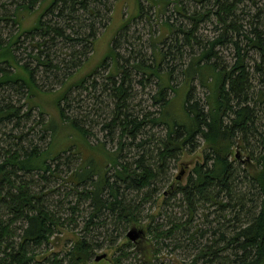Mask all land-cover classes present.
Here are the masks:
<instances>
[{
	"label": "trees",
	"instance_id": "obj_1",
	"mask_svg": "<svg viewBox=\"0 0 264 264\" xmlns=\"http://www.w3.org/2000/svg\"><path fill=\"white\" fill-rule=\"evenodd\" d=\"M42 1L24 0L22 4L16 5L14 15L19 11L31 13L32 9ZM141 1L137 0L138 12L130 21L144 15ZM144 1L148 6L157 8V12L164 11V8L169 4H173L177 12L181 11L174 1L172 3H169L168 0ZM113 2L108 5L103 0H46L44 7L38 11L33 27L11 36L6 43L0 41V65L7 64L8 67L13 68L19 64L15 60L14 51L23 36V40H27V45L32 50L28 57L35 64L34 70L27 68L26 65H19L23 72L20 75L0 70V90L10 85L25 88V91L32 94L34 91H39L35 83L37 73L42 72L46 75H55L54 72L59 71L66 73L63 75L64 81L61 80L59 83L61 93L56 106L59 118L70 128V132L76 135V137L66 136L67 133L63 134L61 128L56 130L49 122L48 125L45 123L46 125L43 126V130L48 133L47 142L45 141L48 146L44 151L35 148H32L30 152L23 151V148L1 149L0 187L8 188L9 192L6 191L5 197L0 196V199L5 209L10 212L11 218L7 223L0 220V247L6 238L10 239L13 233L10 228L12 223L20 221L23 222V225L20 228L22 233L19 235L18 241L11 242V245H5L2 250L0 249L2 255L0 264H41L40 261H35L37 255L34 250L48 243L55 228L62 224L60 219L45 208L41 201V194L29 193L23 182L14 180L15 174L10 170L12 168L18 172L22 171L24 174L33 172L45 174L51 170L47 165L48 162L57 160L60 155L69 152L76 156V161H78L76 168L69 175V183L78 187L85 185L86 188L79 195L90 203L89 218L83 227L85 232H89L90 226L95 230L100 225L101 229L106 230L103 225L107 224L110 217L106 218L104 214L110 216L117 214V220L123 219L126 223L138 220L135 213L122 202L121 188L123 187L126 191L141 192L150 186L157 178V173L153 169L156 158L151 160L152 168L142 164L141 159L134 162L135 167L133 168L131 165L119 163L118 152L122 146L121 141H119L118 149L114 152L104 151V145L100 142L94 146L87 141V130L80 126L76 119L66 117L64 108L61 106L62 102L65 104L68 101L67 92L71 88L81 85L83 80L90 78L92 74H97V70L101 69L106 61H110L111 64L114 62L117 69L114 76L109 74L110 79L108 77L111 80L109 91L112 92L111 96L115 101L116 109L115 116H112L114 120L107 123L106 128L119 129L118 138H129L134 143L136 137L141 135L144 130L142 127L147 122L164 127L166 130L164 149L158 156L155 155L157 158L159 157V163L163 162L166 157H174L178 151L186 150L188 146H195L197 139H201L209 149V152L205 154L203 165H196L192 169V175L189 176L185 186L179 187L178 192H182L189 205L194 200L203 203L211 201L212 206H218L222 213L227 214L229 225L227 228L223 227V230L218 233L216 247H212L214 242L210 240V245L204 246L195 255V259H202V264H264V124L257 129V123H255L258 114L260 113V116L264 114V81L263 77H260V74L263 76L261 72L264 70V44L260 32L256 33V29H253L252 32L256 33L254 38L244 37L247 38L248 49L255 50L258 55V62L254 63L253 72L246 71L247 66L244 63L246 53H242L241 47L237 45L236 41L227 39L229 30L238 32L232 23L227 22L226 16L232 12L233 7L240 0H232V2L229 0L205 1L218 8L214 11V15L218 16L222 31L217 38L208 43V48L202 49L197 56L192 55L185 68H179L183 77L181 85L186 83L188 87L183 101V113L187 120V124H184L163 116L164 109L171 107L172 100L180 88L174 89L170 85L174 71L166 70L162 66L169 55L167 48H164V45V49L156 50L152 44V51L146 57L149 65L145 64V60L135 59L132 50L129 49L128 36H126L128 24L131 23L128 20L122 24L111 41V59L106 58L101 61L98 66L93 68L94 70L82 77L80 82L69 83L70 85L65 82L68 78H73L77 70H80L79 68L86 62V56L91 53L94 41L110 21ZM101 8L103 10H100ZM205 13L209 15L210 11ZM207 15L204 13L202 15L199 12L192 13L187 17L190 22H194L190 29L177 28L178 33H181L183 37L181 40L184 43L183 47L191 45V39L197 30V23H201ZM78 17H81L82 20L79 21ZM15 20L12 23H17V19ZM164 25L166 28L172 29V26L167 22ZM175 33L177 32H173V34ZM236 34L238 35L239 32ZM170 36L158 35L153 41L165 44V39H172ZM173 42V45L167 46H179L180 41L177 37H173ZM198 43L199 41H194L197 47ZM225 43H232L235 48L234 65L230 68H219L212 61L217 58L213 49ZM65 45L73 50L69 53ZM124 45H126L124 51L129 55L125 59L118 53ZM59 46L61 47L57 48ZM77 46H82V50L74 51ZM182 46L176 50L177 53H180V56L178 54L179 58L183 57V52H180V50L183 51ZM178 66H181L179 62ZM133 72L141 76L139 82L143 87L150 79L158 82L155 95L151 97L153 103L159 105L160 117L157 119L146 121V117L123 114V108L128 106L126 101L130 97L129 83L131 81L129 77ZM254 74H258V78ZM117 77L119 81L115 80ZM194 77L201 79V87L207 90L203 99L204 104L201 106H199V102L193 101L191 98L193 89L190 84ZM254 79H258L259 88L257 89L252 87ZM168 91L174 95L173 98L168 95ZM3 100L0 99L1 103ZM26 105L30 108L29 110L37 108L31 104V99ZM255 109L258 111L256 112ZM28 114V111L21 113L19 106L0 105V126L14 121V127H17L19 120L27 118ZM40 114L44 113L40 112ZM59 137H63V139L65 137L75 138L80 141V144L53 154L50 145L52 141L57 145ZM251 137L255 139L258 147L256 156L252 152L254 147L249 143ZM238 138L241 139L243 148L250 152L249 159L258 165L257 171L250 175L245 174L244 169L241 170L243 173L241 182L247 179L245 182L250 185V194L243 193L241 190L239 160L235 157H233L234 160L230 158L232 146L235 145V140ZM18 140L22 141L23 139L19 137ZM142 145L143 142L136 144V147L140 148ZM162 196L164 195L162 194ZM71 210L78 211V208L74 206L71 207ZM189 211L193 212L191 209ZM102 215L105 220L94 224L93 221L98 217L101 218ZM223 218L226 219V215H223ZM181 226L173 224L167 232L159 231L157 236L168 238ZM94 247L95 245L85 236L78 238V241L67 252L65 264H83L91 260L94 255ZM120 260V258H114L116 264H121ZM59 263L60 261L51 259L49 264Z\"/></svg>",
	"mask_w": 264,
	"mask_h": 264
},
{
	"label": "rangeland",
	"instance_id": "obj_2",
	"mask_svg": "<svg viewBox=\"0 0 264 264\" xmlns=\"http://www.w3.org/2000/svg\"><path fill=\"white\" fill-rule=\"evenodd\" d=\"M23 1L0 0V41L2 43H6L11 36H15L33 27L38 11L46 3V0L44 2L41 0L43 3L40 2L36 5L31 13L19 11L14 15L16 5L22 4ZM103 1L109 5L114 0ZM168 1L169 3L174 1L175 5L178 4L177 6L179 9L181 8V11L179 10L178 13L174 5L169 4L164 8V11L157 12V8L148 6L142 0L141 4L144 9V15L130 21L138 12L137 0H115L112 5L110 21L100 31V36L94 41L91 53L86 56V62L79 68L80 70H77L73 78H68L65 82L68 84L80 82V79L94 70L93 68L98 66L101 61L106 58L111 59V41L118 33L122 24L128 20L131 23L128 24L126 36H128L129 49L132 50L135 59L145 60V64L149 65L146 57L152 51V44L156 50L167 48L169 55L166 61L162 63V66L166 70L174 71L172 75L173 80L170 85L174 89L180 88H178L179 91L172 100L171 107L169 106L164 109L163 116L187 124L186 116L183 113V101L188 92V87L186 83L183 86L181 85L183 77L179 68H185L192 55L197 56L202 49L208 48V43L217 38L222 29L221 24L218 22V16L214 15V11L218 8L209 5L205 2L206 0ZM229 2H232V0H229ZM100 10H103V8ZM209 11L210 14L207 15L205 12ZM196 12L202 15L204 13L209 19L206 17L201 23H197V30L193 36L194 40L191 39V45L183 47L184 43L181 41L183 37L181 33H178V29H190L194 22H190L187 17ZM15 19H17V23H12ZM78 19L79 21L82 20L81 17H78ZM226 19L239 32L237 35V31L233 32V30H229L227 39L233 42L236 41L237 45L241 47L242 53H246L244 62L247 66L246 71L253 72V65L258 62V55L255 50L248 49V41L244 37L254 38L255 34L260 32V37L264 44V0H240L233 7L232 12L226 16ZM165 22L172 26L173 30L166 28ZM253 29H256L255 34L252 32ZM173 32L177 33L173 34ZM158 35H167L168 37L171 35L172 39H165V44L157 43V41L155 43L153 40ZM23 37L20 38V43L15 46L16 49L14 51L15 60L19 64H16V67L13 68L8 67L7 64L0 65L1 71L18 75L23 74L19 65H26L27 68L29 67L34 70L35 64L28 57V54H31L32 50L27 45V40H23ZM173 37H177L178 41H180L178 47L177 45L175 47L167 46L173 45ZM195 40L199 41L198 47L194 44ZM181 46L183 51L180 50V52H183V57L179 58L180 53H177L176 50L181 48ZM125 47L126 45L122 46V49L118 51L119 55L124 56V59L129 57L124 51ZM66 50L70 53L73 49L66 46ZM76 50L81 51L82 46H77L74 51ZM213 51L216 52L217 58L212 61L219 68H230L234 65L236 51L232 43L217 46ZM55 54L58 53L55 52ZM178 62L181 64L180 67L178 66ZM115 67L114 62L111 64L110 61H106L105 65L97 70V74H92L90 78L83 80L84 82L81 85L71 88L67 92L68 101L65 104L62 102L61 106L64 108L66 117L76 119L80 126L87 130V141L94 146L97 142H100L104 145V151L114 152L118 149L119 141H121L122 146L118 152L119 163L131 165L133 168L135 167L134 162L141 159L142 164L152 168L151 160L155 157L153 169L157 173V178L141 192H135L134 190L126 191L123 187L121 188L124 191H121V200L135 213L138 219L136 222L126 223L123 219L118 221L117 214H114V216L104 214L106 218L110 217L107 224L103 225V227H106V230L101 229L100 227L102 226L100 225L95 230L90 226L89 232H85L83 227L89 218L90 203L83 196H80L79 193H82V190L86 187L85 185L84 187H78L69 183L68 180L70 173L76 168V164H78L76 156L71 155L69 152L60 155L57 160L47 163L51 170L45 174L42 172L24 174L22 171L18 172L14 168L10 169L15 174L14 180L16 182H23L29 193L42 195L41 201L44 203L45 208L60 219L62 223L61 226L55 228L54 234L48 239V243L34 250V253L37 255L35 261L38 260L41 264H49L51 259H56L60 261L59 264L61 262L65 264L67 252L78 241V238L85 236L95 247L93 248L94 255L91 260L83 264H116L114 258H120L121 264H202L203 260L195 259V255L204 246H209L210 240L214 242L212 247H216L218 233L223 230V227L227 228L229 218L225 212H221L218 206H212L211 201L203 203L194 200L189 205L182 192H178V189L180 186H185L189 176L192 175V169L196 165H203L205 154L209 152V149L201 139H197L195 146H188L186 150L184 149L185 151H178L174 157H166L163 159V162L159 163V157L157 158L155 155L158 156L164 149L166 142V130L164 127L147 122L142 127L144 130H142L141 135L136 137L134 143L129 138H118L119 129L112 128V130L106 128L105 125L113 121V117L115 116L116 104L112 99V92L109 91L110 75L114 76L117 72ZM261 73L263 76L260 74V77H263L264 81V70ZM54 74L37 73L35 83L39 91H34L32 94L25 91V88L10 85L0 90V99H4L2 103L0 101L1 106L11 104L15 107H21V113L29 112L27 118L19 120L20 122L17 127H14V121L0 126V151L10 149L11 147L14 149L23 148V151L28 152L32 148L44 151L48 146L46 144L48 133L43 130V126L46 125L45 123L48 125L49 122L54 129L59 130L61 128L60 130L64 132L63 134L67 133L66 136L76 137L74 133L70 132V128L64 124L65 122L63 123L59 118L58 107L56 106L59 94L61 93L59 83L64 79L63 75L66 73L59 71L54 72ZM254 76L258 78V74H254ZM140 78L141 76L134 72L129 77L131 81L129 83L130 97L126 101L127 108H123V114H131L133 116H140L141 118L146 117V121L157 119L160 117L158 112L159 105L154 104L151 97L155 95L158 82L150 79L143 87L139 82ZM115 80L119 81L118 77ZM191 81L190 85L193 89L191 98L193 101L199 102V106H201V104H204L203 99L207 94V90L201 87V79L194 77ZM252 87L254 89L259 88L258 79L252 81ZM167 93L172 98L174 97L170 91ZM31 95L33 96L31 97ZM30 99L31 104L35 105L38 109L33 108L29 110L30 108H28L26 103ZM255 111L257 112L258 109H255ZM40 112L44 114H40ZM259 114L255 122L257 123V129H259L260 125L264 124V114L262 116ZM19 137H22L23 140L19 141ZM249 139V143L254 147L252 151L253 155L256 156L258 147L255 139L252 137ZM235 141L236 143L232 146L230 158L232 160L235 158L239 160L241 190L243 193L250 194L251 188L246 183L247 179L241 182L243 180L241 170L244 169L245 174L250 175L254 171H257L258 165L255 161L249 159L250 152L243 148L241 139L238 138ZM79 142L75 138L69 139L65 137L63 139V137H59L57 139L58 144L56 145V142L52 141L50 147L53 154H56V152L64 149L76 147L77 144H80ZM141 142H143V145L137 148L136 144ZM233 157L235 158L233 159ZM161 165L164 166L161 167ZM6 191L9 192V189H2L0 187V196L2 198L5 197ZM1 202L2 200L0 199V220L7 223L11 218V214ZM74 206L78 208V211L71 210V207ZM188 208L193 212L189 211ZM104 215L101 218L98 217L93 223L103 222L105 220ZM223 215H226V219L223 218ZM173 224L182 226L168 238L157 236L160 233L159 231L167 232ZM22 225L23 222L20 221H15L11 224L10 228L13 233L11 237L9 236L10 239L6 238L2 243L1 250L5 245H11L18 241L19 235L22 233V230H20ZM133 228L136 231H140L141 234L132 243L126 238V234ZM101 254H105L106 257L95 262L94 258ZM0 256L2 255L0 254Z\"/></svg>",
	"mask_w": 264,
	"mask_h": 264
},
{
	"label": "water",
	"instance_id": "obj_3",
	"mask_svg": "<svg viewBox=\"0 0 264 264\" xmlns=\"http://www.w3.org/2000/svg\"><path fill=\"white\" fill-rule=\"evenodd\" d=\"M141 234L140 231H136L134 228L131 229L126 234V238H128L132 243L137 239V236ZM106 257L105 254L97 255V257L94 258V261L97 262L98 260L104 259Z\"/></svg>",
	"mask_w": 264,
	"mask_h": 264
}]
</instances>
